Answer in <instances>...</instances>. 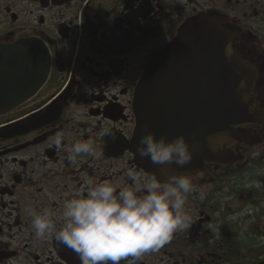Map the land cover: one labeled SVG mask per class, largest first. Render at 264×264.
I'll return each mask as SVG.
<instances>
[{"label":"flooded vegetation","instance_id":"flooded-vegetation-1","mask_svg":"<svg viewBox=\"0 0 264 264\" xmlns=\"http://www.w3.org/2000/svg\"><path fill=\"white\" fill-rule=\"evenodd\" d=\"M200 15L232 30L256 107L240 127L247 139L229 157L177 174L191 183L184 210L193 223L138 264H264V0H0V89L9 91L0 101V264H80L54 238L39 241L29 213L50 210L58 230L64 202L85 180L140 195L148 176L167 180L137 155L139 87L149 66L190 58L178 54V38ZM163 65L185 80L152 98L156 141L180 137L190 114L188 96L178 92L189 89V64ZM57 132L60 150L50 142ZM88 140L99 155L69 163V150Z\"/></svg>","mask_w":264,"mask_h":264},{"label":"clouds","instance_id":"clouds-1","mask_svg":"<svg viewBox=\"0 0 264 264\" xmlns=\"http://www.w3.org/2000/svg\"><path fill=\"white\" fill-rule=\"evenodd\" d=\"M144 131L147 134L141 137L136 150L141 159L159 168H183L191 163L184 137L168 143L165 138L156 141L147 128ZM50 142L60 150L62 133L57 132ZM94 147L92 140L74 144L67 157L69 163L74 164L79 156L99 155ZM126 175L133 182L138 180L133 171ZM190 191V180L184 175H170L163 183L150 175L144 183V195L131 188L117 191L107 181L95 184L87 179L78 197L64 202L63 223L58 230L50 210L29 214L39 241L54 238L80 264H138L144 255L159 252L174 234L192 225L184 210V197Z\"/></svg>","mask_w":264,"mask_h":264},{"label":"water","instance_id":"water-1","mask_svg":"<svg viewBox=\"0 0 264 264\" xmlns=\"http://www.w3.org/2000/svg\"><path fill=\"white\" fill-rule=\"evenodd\" d=\"M231 35L232 30L221 25L217 18L197 16L181 28L178 38V54L186 56L188 51L190 58L178 56L180 60L177 61L168 57L163 59L162 64L160 63L162 66L157 70L154 71L151 66L146 69L139 87L142 99L141 119L143 130L147 128L151 134L152 127L156 125V106H152V98L157 94L166 96L167 92H163L160 86L167 87L176 84V80L181 83L185 80L179 79L182 76L180 72L179 77L175 71L168 72L172 66L163 64L173 65L176 62L180 69L182 64H189L190 71L185 76L189 80V89L178 92L183 97L188 96L190 102L189 120L188 123H181L180 134L188 145L191 163L183 168L175 165L158 167L159 176L188 172L198 162L205 164L223 161L230 156L233 145L247 139L246 132L240 127L249 122L256 107L255 94L252 92L253 79L248 65L232 49ZM0 53L4 51L0 50ZM13 76H16L14 72ZM8 93V90L0 89V101ZM1 106L0 103V108ZM198 112H204V122H197L203 117ZM142 134L147 133L143 131ZM167 137L168 143L174 140Z\"/></svg>","mask_w":264,"mask_h":264}]
</instances>
